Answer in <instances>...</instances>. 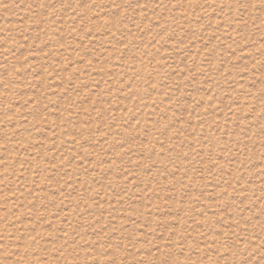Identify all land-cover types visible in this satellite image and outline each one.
Wrapping results in <instances>:
<instances>
[{
    "label": "rangeland",
    "instance_id": "rangeland-1",
    "mask_svg": "<svg viewBox=\"0 0 264 264\" xmlns=\"http://www.w3.org/2000/svg\"><path fill=\"white\" fill-rule=\"evenodd\" d=\"M0 264H264V0H0Z\"/></svg>",
    "mask_w": 264,
    "mask_h": 264
}]
</instances>
